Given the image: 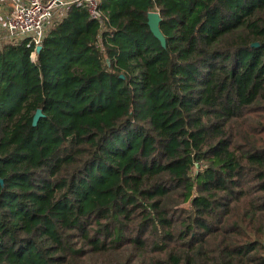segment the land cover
<instances>
[{
	"label": "trees",
	"instance_id": "1",
	"mask_svg": "<svg viewBox=\"0 0 264 264\" xmlns=\"http://www.w3.org/2000/svg\"><path fill=\"white\" fill-rule=\"evenodd\" d=\"M101 7L0 47V264H264V0Z\"/></svg>",
	"mask_w": 264,
	"mask_h": 264
},
{
	"label": "built area",
	"instance_id": "2",
	"mask_svg": "<svg viewBox=\"0 0 264 264\" xmlns=\"http://www.w3.org/2000/svg\"><path fill=\"white\" fill-rule=\"evenodd\" d=\"M12 9L5 21L6 37L9 40L26 39L27 46L34 47L31 52L33 61L37 58V46L42 44L48 24L58 6L66 4L65 0H11ZM87 8L91 18L101 25L109 20L101 7V0H72ZM123 76V74L121 75Z\"/></svg>",
	"mask_w": 264,
	"mask_h": 264
},
{
	"label": "water",
	"instance_id": "3",
	"mask_svg": "<svg viewBox=\"0 0 264 264\" xmlns=\"http://www.w3.org/2000/svg\"><path fill=\"white\" fill-rule=\"evenodd\" d=\"M148 23L151 27V30L153 31V33L159 38L161 39V41L163 43H165V37L164 35L162 34L161 30H160V21H161V16H160V13L159 11L157 10H153V11H150L149 12V15H148ZM254 46H258L259 45V42H254L253 43ZM42 48V45H39L37 46V52H39ZM44 116V113H43V110L42 108H38L34 114V117H33V125H37L40 118ZM0 182H3V179L0 177Z\"/></svg>",
	"mask_w": 264,
	"mask_h": 264
},
{
	"label": "crops",
	"instance_id": "4",
	"mask_svg": "<svg viewBox=\"0 0 264 264\" xmlns=\"http://www.w3.org/2000/svg\"><path fill=\"white\" fill-rule=\"evenodd\" d=\"M65 1L67 2L66 4H62L56 8L54 16H53L54 18L55 17H61L62 15H64V13H63L64 7H66L68 2H71L72 0H65ZM11 9H12L11 0H0V32L2 31V33H3V34H0V47H2L3 44L9 40L6 37L7 35L5 32L4 26H5L6 18L8 16L9 12L11 11ZM52 19H51V21H52ZM51 21H50V23H51Z\"/></svg>",
	"mask_w": 264,
	"mask_h": 264
},
{
	"label": "rangeland",
	"instance_id": "5",
	"mask_svg": "<svg viewBox=\"0 0 264 264\" xmlns=\"http://www.w3.org/2000/svg\"><path fill=\"white\" fill-rule=\"evenodd\" d=\"M154 11H155V10H154ZM4 33H5V32H4ZM0 34H3V33H2V31L0 32ZM187 205H188V203H187V204H185V206H187Z\"/></svg>",
	"mask_w": 264,
	"mask_h": 264
}]
</instances>
